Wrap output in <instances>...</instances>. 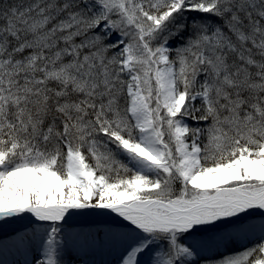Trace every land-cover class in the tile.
<instances>
[{
  "label": "snow or ice",
  "instance_id": "snow-or-ice-1",
  "mask_svg": "<svg viewBox=\"0 0 264 264\" xmlns=\"http://www.w3.org/2000/svg\"><path fill=\"white\" fill-rule=\"evenodd\" d=\"M12 224L0 264H264V0H0Z\"/></svg>",
  "mask_w": 264,
  "mask_h": 264
},
{
  "label": "rangeland",
  "instance_id": "rangeland-1",
  "mask_svg": "<svg viewBox=\"0 0 264 264\" xmlns=\"http://www.w3.org/2000/svg\"><path fill=\"white\" fill-rule=\"evenodd\" d=\"M104 219H108V220H114L115 218L107 213H100L98 214H93V215H86V216H80V217H76L73 219V224H79V223H94V221H103ZM7 226H11L10 228L13 227V229L18 228V224H12V225H5L4 228L2 230H0V232L7 230ZM6 227V229H5ZM9 228V229H10ZM96 261H99L98 259H95Z\"/></svg>",
  "mask_w": 264,
  "mask_h": 264
},
{
  "label": "bare ground",
  "instance_id": "bare-ground-1",
  "mask_svg": "<svg viewBox=\"0 0 264 264\" xmlns=\"http://www.w3.org/2000/svg\"><path fill=\"white\" fill-rule=\"evenodd\" d=\"M90 215H93V214H90ZM99 215V214H98ZM112 220H108V219H104V222H111ZM73 222V221H72ZM95 222H97V221H94V223ZM99 222H103V221H99ZM81 224H89V223H86V222H83V223H79V224H74V225H81ZM22 226V224H18V227H21ZM11 226H7V230H5V231H2V232H0V235H5V234H9V233H11L14 229H13V227L12 228H10ZM4 228V227H3ZM10 228V229H9ZM5 229H6V227H5ZM100 256V254H96L94 257H90L91 259H95V258H100L99 257ZM10 259H12V258H18V259H22V257H9ZM104 258H107V259H111V257L110 256H107V255H105V257ZM103 259V258H102Z\"/></svg>",
  "mask_w": 264,
  "mask_h": 264
}]
</instances>
